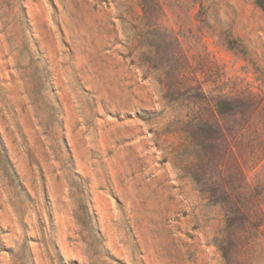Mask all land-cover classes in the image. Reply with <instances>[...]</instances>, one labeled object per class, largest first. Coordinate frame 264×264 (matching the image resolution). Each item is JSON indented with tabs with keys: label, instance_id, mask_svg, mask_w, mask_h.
I'll use <instances>...</instances> for the list:
<instances>
[{
	"label": "rangeland",
	"instance_id": "rangeland-1",
	"mask_svg": "<svg viewBox=\"0 0 264 264\" xmlns=\"http://www.w3.org/2000/svg\"><path fill=\"white\" fill-rule=\"evenodd\" d=\"M142 3L0 0V264H264L192 171L212 105L264 96V0Z\"/></svg>",
	"mask_w": 264,
	"mask_h": 264
},
{
	"label": "trees",
	"instance_id": "trees-1",
	"mask_svg": "<svg viewBox=\"0 0 264 264\" xmlns=\"http://www.w3.org/2000/svg\"><path fill=\"white\" fill-rule=\"evenodd\" d=\"M192 95L203 97L201 91ZM212 109L222 123L218 119L216 123L199 120L192 126L196 137L203 135L207 142L194 143L196 164L192 171L208 200L224 211L225 235L219 247L223 257L230 260L236 257L238 248L250 245V231L264 239V208L258 200L260 193L248 183L247 175L264 160V96L243 92L235 100H217ZM5 160L0 154L1 167L7 172ZM250 163L254 166L249 168ZM204 176L208 177L203 179L206 181L200 180Z\"/></svg>",
	"mask_w": 264,
	"mask_h": 264
}]
</instances>
